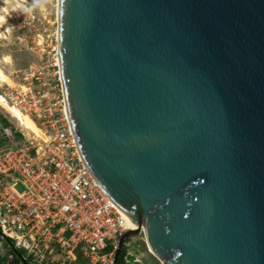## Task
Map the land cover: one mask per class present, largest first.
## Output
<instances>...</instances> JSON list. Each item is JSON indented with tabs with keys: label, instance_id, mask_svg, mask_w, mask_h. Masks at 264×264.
Listing matches in <instances>:
<instances>
[{
	"label": "water",
	"instance_id": "obj_1",
	"mask_svg": "<svg viewBox=\"0 0 264 264\" xmlns=\"http://www.w3.org/2000/svg\"><path fill=\"white\" fill-rule=\"evenodd\" d=\"M66 108L164 264H264V0H61ZM62 80V79H61Z\"/></svg>",
	"mask_w": 264,
	"mask_h": 264
},
{
	"label": "built area",
	"instance_id": "obj_2",
	"mask_svg": "<svg viewBox=\"0 0 264 264\" xmlns=\"http://www.w3.org/2000/svg\"><path fill=\"white\" fill-rule=\"evenodd\" d=\"M57 75L55 86L35 78L42 88L32 118L43 138L21 132L17 145L0 153V239L9 247L13 240L28 256L40 248L48 256L59 251V264L75 262L77 251L94 264H115L119 236L130 230L128 215L86 167ZM137 240L146 243L144 230L126 241L124 264H141Z\"/></svg>",
	"mask_w": 264,
	"mask_h": 264
},
{
	"label": "rangeland",
	"instance_id": "obj_3",
	"mask_svg": "<svg viewBox=\"0 0 264 264\" xmlns=\"http://www.w3.org/2000/svg\"><path fill=\"white\" fill-rule=\"evenodd\" d=\"M57 2V0H26L28 12L6 15L11 25L8 30L0 29V67L12 80L11 84L0 83V95L6 97L7 103L19 108L32 120V117H35L32 104L38 99L37 91L42 88L41 82L51 83L54 86L57 84L59 72ZM2 7L0 3L1 13ZM4 56H10L11 60L5 62ZM38 77L41 78V82L35 79ZM21 132L29 138L35 136L21 127L17 119L11 117L0 105V153L10 146L17 145ZM22 190L21 186L18 187V191ZM15 247L19 250L16 244ZM11 248L8 242L0 239V259L6 257L5 264H15L17 260ZM133 248L139 253L141 264H161L150 252L146 243L137 240ZM76 253L77 257L81 258L80 264H94L91 258L84 257L80 251ZM23 258L28 259V264H59L64 261V256L59 251L48 256L46 250L41 248L36 250L35 256H28L25 253Z\"/></svg>",
	"mask_w": 264,
	"mask_h": 264
},
{
	"label": "bare ground",
	"instance_id": "obj_4",
	"mask_svg": "<svg viewBox=\"0 0 264 264\" xmlns=\"http://www.w3.org/2000/svg\"><path fill=\"white\" fill-rule=\"evenodd\" d=\"M57 6H58V25L60 23V7H61V0H57ZM0 3L2 4V13L0 12V29L4 28L8 30L9 26L11 25V21L7 16L10 15V13L13 14H21V13H27L28 7L26 5V0H0ZM7 15V16H6ZM57 50H58V68L60 73V78L63 81L62 76V62L60 58V48H59V39H60V29L58 28V36H57ZM3 60L5 62H9L11 60L10 56H4ZM0 83L5 84H11L12 80L9 78V76L3 71V69L0 67ZM0 105L11 115V117L17 119V121L20 123L21 127H23L25 130L29 131L30 133L35 134L37 137L43 138V134L40 130V128L37 126L36 122H34L28 115L24 114L19 108L10 105L7 103V101L0 95ZM68 114V111H67ZM69 117V114H68ZM70 119V117H69ZM127 217V216H126ZM129 221V228L130 230H136L138 228V225L133 223L128 217ZM147 244V243H146ZM149 247V246H148ZM150 252L156 256V254L150 249ZM161 264H164L162 259L159 256H156Z\"/></svg>",
	"mask_w": 264,
	"mask_h": 264
},
{
	"label": "trees",
	"instance_id": "obj_5",
	"mask_svg": "<svg viewBox=\"0 0 264 264\" xmlns=\"http://www.w3.org/2000/svg\"><path fill=\"white\" fill-rule=\"evenodd\" d=\"M12 243V248H11V252L15 255V257L17 258L15 264H28V259L24 260L23 256L25 253H27L24 249H15L14 248V241H11ZM124 255H125V250L122 251L120 257H119V263L124 264ZM31 259V258H30ZM80 260L81 258H79V256L77 257V260L75 262H70V263H66V264H80ZM2 264H5V262L7 261L6 257H3L0 259Z\"/></svg>",
	"mask_w": 264,
	"mask_h": 264
}]
</instances>
